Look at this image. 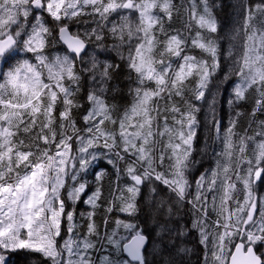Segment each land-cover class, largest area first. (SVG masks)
I'll return each instance as SVG.
<instances>
[{"label":"snow or ice","instance_id":"6c2138e0","mask_svg":"<svg viewBox=\"0 0 264 264\" xmlns=\"http://www.w3.org/2000/svg\"><path fill=\"white\" fill-rule=\"evenodd\" d=\"M20 254L264 264V0H0V264Z\"/></svg>","mask_w":264,"mask_h":264},{"label":"trees","instance_id":"16d2710c","mask_svg":"<svg viewBox=\"0 0 264 264\" xmlns=\"http://www.w3.org/2000/svg\"><path fill=\"white\" fill-rule=\"evenodd\" d=\"M200 170L202 171L203 169L201 168ZM11 264H23V254L14 256L11 261ZM193 264H196L195 257H193Z\"/></svg>","mask_w":264,"mask_h":264}]
</instances>
